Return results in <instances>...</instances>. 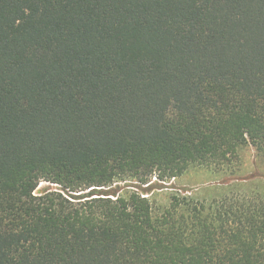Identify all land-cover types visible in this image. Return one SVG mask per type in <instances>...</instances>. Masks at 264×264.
Wrapping results in <instances>:
<instances>
[{
    "label": "trees",
    "instance_id": "1",
    "mask_svg": "<svg viewBox=\"0 0 264 264\" xmlns=\"http://www.w3.org/2000/svg\"><path fill=\"white\" fill-rule=\"evenodd\" d=\"M249 144L264 0H0V264H264L263 198L142 195Z\"/></svg>",
    "mask_w": 264,
    "mask_h": 264
},
{
    "label": "rangeland",
    "instance_id": "2",
    "mask_svg": "<svg viewBox=\"0 0 264 264\" xmlns=\"http://www.w3.org/2000/svg\"><path fill=\"white\" fill-rule=\"evenodd\" d=\"M165 181L168 184L164 185L155 181L156 186L151 191L152 194L144 192L151 196L150 199L156 211L167 207L171 196L176 193L186 194L199 200H210L215 197L220 198L233 189H240L264 199V156L249 144L239 150L238 160L232 166L224 169L195 166L182 176ZM135 184L137 183H127L133 186ZM120 186L125 187L124 184ZM126 189H132V187ZM52 190H60V186L42 181L35 192L42 194Z\"/></svg>",
    "mask_w": 264,
    "mask_h": 264
},
{
    "label": "built area",
    "instance_id": "3",
    "mask_svg": "<svg viewBox=\"0 0 264 264\" xmlns=\"http://www.w3.org/2000/svg\"><path fill=\"white\" fill-rule=\"evenodd\" d=\"M155 181H158L160 184H164V185L168 184V183H166V181H160L157 177H154L151 183L146 184V185H143V187L146 188V187H148L150 184L155 183ZM142 195H143L144 197H149V195H148V194L146 195L144 192H142Z\"/></svg>",
    "mask_w": 264,
    "mask_h": 264
}]
</instances>
